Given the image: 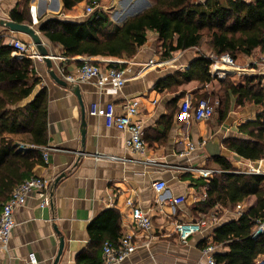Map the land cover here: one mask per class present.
Returning a JSON list of instances; mask_svg holds the SVG:
<instances>
[{
    "label": "crops",
    "instance_id": "0c3cea01",
    "mask_svg": "<svg viewBox=\"0 0 264 264\" xmlns=\"http://www.w3.org/2000/svg\"><path fill=\"white\" fill-rule=\"evenodd\" d=\"M31 5L38 7V26L32 27L31 21L30 25H18L30 26L37 31L51 58V70L67 85H59L49 76V69L42 58H30L35 76L41 82L21 105L31 102L42 88L47 90V147L57 150L49 152L43 166L34 168L33 176L51 180L50 204L41 208L38 196L32 195L23 207L15 211L16 226L8 250H0V264H30L29 254L35 256L36 264H53L60 239H63V249L57 264H76L81 254L86 257V264L102 261L103 244L99 243L100 239L116 247L121 235L127 232L135 235L138 247L121 264H208L202 253L204 241L206 245L216 247L214 255L228 252L227 246L212 242L215 230L238 221L255 206L256 198L251 196L233 207L216 204L206 213L193 212L192 208L206 199V184L214 177L222 174L248 175L246 169L254 161L229 150L227 141H250L239 128L260 119L264 106H237L233 98L222 119L216 112L209 120L196 122L181 114V102L186 98L194 102L200 95L214 93L211 90L219 86L217 81L206 85L191 81L170 92L158 91L155 85L175 72L186 71L198 55L209 58L213 55L211 51L203 53L201 46L175 51L169 59H162L161 42L155 33L149 32L146 43L131 58H67L61 45L52 43L39 32V25L49 19L72 22L86 19V1L66 10L61 0H3L0 3V21L13 22L11 14H21L25 7L30 19ZM114 13L119 16L117 10ZM116 23L114 25L118 26ZM0 37L5 38V45H10L12 40L23 45L32 44L26 34L13 32L1 25ZM261 57L264 58V53L256 50L249 57L238 54L234 60L244 68L251 60ZM151 60L156 65L148 66ZM84 61L97 64L101 72L115 68L111 66L123 70L126 79L123 89L116 94H108L105 92L108 86L100 89L94 79L78 85L67 83L64 76L76 73ZM227 74L224 81L236 87L244 85L248 76H254H237L230 71ZM75 87L79 88L82 106L73 93ZM134 98L139 101L137 120L143 126L145 152L141 155L126 150L125 133L107 129L101 118L89 115V106L93 103L99 106L112 103L116 114H119L120 105ZM82 110L84 127L81 125ZM81 131H84L83 138ZM187 143H193L196 149L189 157L182 158L179 153L185 150ZM95 155L124 161L97 159ZM218 159L226 162L231 170H225ZM187 166L203 167L218 174L203 180L173 169ZM155 181L165 182L164 193H155L152 189ZM178 196L185 197V203L173 212L170 200ZM129 200L149 217L151 226L147 233L134 225L131 209L127 206ZM238 205L240 211L236 210ZM203 219L206 223L200 231L182 244L175 225ZM93 223L99 230L92 231L94 238L91 239L90 226ZM255 229L256 226L251 230L253 237L258 236Z\"/></svg>",
    "mask_w": 264,
    "mask_h": 264
},
{
    "label": "trees",
    "instance_id": "16d2710c",
    "mask_svg": "<svg viewBox=\"0 0 264 264\" xmlns=\"http://www.w3.org/2000/svg\"><path fill=\"white\" fill-rule=\"evenodd\" d=\"M61 1L63 8L70 10L84 0ZM85 1L87 5L97 6L101 0ZM27 14L25 7L21 14L13 12L11 20L30 25ZM39 32L52 43L61 45L67 58H131L146 43L147 33L152 32L161 42L162 59H169L175 51L205 45L213 55H229L235 59L238 54L249 57L256 50L264 53V0H154L148 10L121 27L114 25L106 13L96 9L79 22L49 19L39 25ZM4 40L0 37V212L14 188L32 177L36 166L44 165L41 151H22L19 145L41 148L47 147L48 142L47 90L42 88L31 102L21 105L41 81L35 76L32 60L17 59V49L5 45ZM211 64L209 58L198 55L186 71L165 77L155 89L170 92L191 81L202 85L217 81L221 88L218 93L203 94L197 100L205 99L215 105L213 115L217 112L221 119L233 98L237 106H264L263 77L248 76L244 85L236 87L213 78L209 73ZM239 131L245 132L250 141H227L228 149L244 159H259L264 149V114L256 122L241 126ZM218 162L225 170H231L222 159ZM206 187V199L197 203L193 212L206 213L216 204L233 207L251 196L256 198L254 207L238 221L216 229L212 238L214 244L229 248L226 253L214 255L216 264H256L264 254V233L253 237L251 230L256 221H264V177L222 174L211 179ZM90 229L93 239L92 231L97 232L99 228L93 223ZM99 243L104 246L106 242L100 239ZM86 263V257L81 254L76 264ZM90 264H102V261Z\"/></svg>",
    "mask_w": 264,
    "mask_h": 264
},
{
    "label": "built area",
    "instance_id": "2783aa9c",
    "mask_svg": "<svg viewBox=\"0 0 264 264\" xmlns=\"http://www.w3.org/2000/svg\"><path fill=\"white\" fill-rule=\"evenodd\" d=\"M3 0H0V3ZM98 6L87 5L85 7V14L87 16L93 14ZM30 21L32 27H37L39 24V12L37 5H31L29 8ZM10 45L17 49L15 55L18 58H39L41 57L35 51L33 44H19L16 41H11ZM210 61L212 62L210 66V74L213 78L217 80H225L230 71L232 74L237 76H247L254 75L257 77H264V58L253 59L250 61L249 65L241 68L236 60H234L229 55H210ZM148 66L156 65L152 60L147 64ZM228 70H226V69ZM61 74L64 70L60 69ZM96 80L97 86L102 89L108 86L106 93L116 94L121 91L126 83L125 75L123 70H118L117 68H110L105 72L91 64L88 61H84L82 65L77 69L76 73L72 75H65L64 80L72 85H78L89 80ZM139 108L138 99H129L124 101L120 105L121 112L116 114L115 107L112 103L99 106L93 103L89 106V115L92 117L101 118L107 129H115L117 131L123 132L127 135L125 140V148L132 154H144L145 143L143 140V126L137 120ZM215 105L211 104L208 100L200 99L197 100L196 104L193 105L192 100L184 99L180 105V112L182 115L190 116L194 121L201 122L209 120L214 113ZM195 145L193 143H187L185 150L179 153L182 158L189 157L195 151ZM19 150H39L44 161H46L49 152L56 151L57 149L48 147H36L34 145H19ZM97 159H108L113 161H124L123 159L116 157H107L103 155H95ZM189 174L193 177H197L203 180H208L217 171L206 169L197 166H187V167H174ZM246 174L251 176H262L264 177V149L262 151L261 157L250 163L246 169ZM152 189L156 194L164 193L166 189V184L163 181H155L152 183ZM50 194H51V180L39 177H30L19 184L4 205L0 212V250L7 251L10 243V238L13 229L15 228L14 213L17 209L23 207L27 200L32 195H37L40 199V207L45 208L50 204ZM185 203V197L178 196L170 200L173 212L176 211L177 207L182 206ZM127 206L131 209V218L134 225L140 231L147 233L150 229L151 222L149 217L141 211L139 207H135L132 201H127ZM240 205L237 206V211H240ZM206 221L200 220L198 222L176 224L174 229L178 234L179 241L185 244L188 239L198 233L200 229L205 225ZM255 235H260L264 233V223L261 221H256ZM137 243L135 241V235L133 233H124L119 238L118 244L114 247L110 243H105L102 248V264H121L125 259L132 255L137 250ZM216 247L213 244L206 245L205 249L202 251L203 255L207 257L208 264H216L214 260V253ZM28 260L30 264H36L35 256L29 254ZM256 264H264V254L260 256Z\"/></svg>",
    "mask_w": 264,
    "mask_h": 264
},
{
    "label": "water",
    "instance_id": "95a60500",
    "mask_svg": "<svg viewBox=\"0 0 264 264\" xmlns=\"http://www.w3.org/2000/svg\"><path fill=\"white\" fill-rule=\"evenodd\" d=\"M121 6L123 9V12H122L123 14L121 17V21L116 23L118 26H122L128 20L141 15L142 13H144L146 10H148L151 7V4L148 2V0H135V1H133V0H121ZM0 25L11 30V31H13V32H20V33L26 34L30 38V40L32 41V44L36 48L37 53L42 58L43 62L47 65V67L49 69V76L59 85H62V86L67 85L61 79H58L55 76L54 72L51 70V67H52L51 58H50L49 53L46 50L45 46L43 45V43H42V41H41L36 30H34L30 26L18 25V24H15L13 22H10V21H0ZM73 93L77 96V98L79 99L80 105H81L79 88L75 87L73 90ZM81 122H82V124H81L82 127H84L85 126L84 110H82ZM81 135L83 138L84 131H81ZM62 177H63V175L58 177L56 179L55 183H57ZM62 249H63V239H60L59 251H58L57 257L55 258V261L53 264H57L59 257L62 253Z\"/></svg>",
    "mask_w": 264,
    "mask_h": 264
},
{
    "label": "rangeland",
    "instance_id": "374dc122",
    "mask_svg": "<svg viewBox=\"0 0 264 264\" xmlns=\"http://www.w3.org/2000/svg\"><path fill=\"white\" fill-rule=\"evenodd\" d=\"M133 1H135V0H133ZM148 2L153 4L154 0H148ZM120 4H121V0H101V1H99L97 6H98L99 10H101L102 12L106 13L109 16V19L114 24V22H115L114 19L116 18V13H114V12H115V10H117L118 13L121 11ZM202 48H203L202 49L203 53H206V54L210 53V48L207 47V45L202 46ZM262 86H264V82H262ZM220 89H221L220 86H214V89L211 91L216 93ZM211 99H213V98H211ZM213 100H216V99H213ZM262 111L264 114V108H262Z\"/></svg>",
    "mask_w": 264,
    "mask_h": 264
},
{
    "label": "bare ground",
    "instance_id": "6f19581e",
    "mask_svg": "<svg viewBox=\"0 0 264 264\" xmlns=\"http://www.w3.org/2000/svg\"><path fill=\"white\" fill-rule=\"evenodd\" d=\"M120 8H121V11L118 13L119 16L116 14V18L114 19L116 22H120L121 21V17H122V12H123V9H122V6L120 4Z\"/></svg>",
    "mask_w": 264,
    "mask_h": 264
}]
</instances>
